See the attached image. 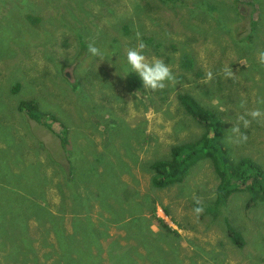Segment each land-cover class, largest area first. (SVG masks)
Here are the masks:
<instances>
[{"label":"rangeland","instance_id":"374dc122","mask_svg":"<svg viewBox=\"0 0 264 264\" xmlns=\"http://www.w3.org/2000/svg\"><path fill=\"white\" fill-rule=\"evenodd\" d=\"M137 32L148 60L162 59L172 69L178 83L173 90L144 89L130 72L126 53L137 46ZM93 40L103 59L88 52ZM261 51L264 0H179L175 5L162 0H0V264H154L160 258L169 264H264V200L254 202L253 192L239 190L216 208L218 213L211 212L219 178L211 159L203 156L182 184L165 188L152 186L147 168L167 158L174 144L202 137L204 126L179 99L191 93L224 120L221 142L231 160L247 158L264 170V117L248 129L241 127L246 143L227 140L239 114L255 108L264 112ZM185 54L192 66L182 63ZM225 68L234 76L226 77ZM23 100H35L40 110L55 114L58 132L67 126L69 155L57 134L18 108ZM214 134L211 130L210 137ZM97 150L103 152L96 155ZM83 154L85 173L90 165L103 173L100 155L122 173L130 195L140 200L142 224L155 237L159 234L153 255L146 254L143 238L142 246L116 226L106 208L122 197L115 186L103 183L101 195L91 197V229L82 228L60 249V225L69 233L74 229L72 214L62 217L58 209L60 191L69 189L67 156L78 165ZM24 161L31 164L20 168ZM197 199L204 207L199 216L193 212ZM72 203L80 207L86 201ZM154 206L179 237L160 226L151 212ZM227 224L242 236V247L231 241ZM136 226L144 229L139 222ZM106 227L109 239L103 236Z\"/></svg>","mask_w":264,"mask_h":264},{"label":"trees","instance_id":"16d2710c","mask_svg":"<svg viewBox=\"0 0 264 264\" xmlns=\"http://www.w3.org/2000/svg\"><path fill=\"white\" fill-rule=\"evenodd\" d=\"M162 1L175 5L179 0ZM215 10L219 11L217 8H215ZM152 39L154 40V37H152ZM172 47L175 48V45L173 44ZM168 60L172 61V59ZM182 63L192 66L193 59L189 56V54H185L182 57ZM175 84L168 83L165 89L161 92L165 93L173 90L176 87ZM179 99L185 111L197 120V122L202 124L205 130L202 137L198 140L195 139L188 142L184 141L174 144L171 147L170 154L167 158L155 159L153 162L148 163V171L152 172V186L155 188H165L177 183L182 184L189 171H192L193 168L191 167L200 159L201 156H203L211 159L214 170L219 178L216 188V206H210L209 210L211 212L218 213L216 208L219 207L221 209V207L225 205L227 198L239 190L253 192L256 197L254 202L264 200V170L260 164H257L253 162V160L247 158H240L236 162L231 160L226 148L223 147L221 142L225 133L224 120L212 111V109L205 107L200 100L191 93H181L179 94ZM18 108L21 110H27L28 115L33 120L46 126L49 130L57 134L60 138L62 149H64L68 155L71 153V147L69 148L68 128L63 124V129H60V132H58L57 127L53 124L58 121V117L55 114L40 110L39 105L35 100H23L20 102ZM211 130L215 132L212 137H210ZM100 152L103 151L97 150L96 155ZM47 156L49 158L51 157L49 154ZM67 159L69 160L71 167L70 171L66 172L65 175H67V177L65 176L64 181L66 186H69V189L67 193L60 191L62 202L60 208L58 209L61 212L62 215L60 216L62 217L67 212L72 214L74 229L71 233H69L60 225V239L62 238L60 249L62 246L66 248L67 245H70V241L72 239L76 240V237L81 235L82 228H86L88 226V229H91V223L89 222V215L93 209L91 197L98 198L101 195V192L99 191H102L103 188L100 183H103L115 186L117 190L120 191L122 197L121 201H118L113 206L106 208V211H109L115 219L114 222L116 226L126 231L128 239L139 240V243L142 246L143 244L141 238H143L146 254L153 255L157 251L154 241L155 239L159 240V234L155 237V231L148 228L145 224H142L145 217L142 213L143 210L140 207V200L135 199L134 196L130 195L131 192L129 190V186L125 184L120 176L122 173L116 172V168L112 161L108 160L103 163L102 155H100L97 158V161L102 163L104 167L103 173L99 174L95 173L93 171L94 169L91 170L92 165H90L89 169L88 167L86 168L88 171L85 173L84 169H82V163L86 162L84 160V154L82 157L80 156L78 158V165L72 161L70 156H67ZM51 160L56 162L52 157ZM25 162L26 161L21 163L20 168ZM30 164L31 163H25V166H29ZM27 168L28 167H26V169ZM72 168H74V170H72ZM91 185L96 186L97 190L95 188L91 189ZM127 195H129V197L126 198ZM143 199L144 198H142V200ZM73 200H83L86 201V203H83L80 207H76L72 203ZM99 206L104 209L103 205L100 204ZM156 208L157 207L154 206L151 212L153 217L158 219L160 226L179 237L180 234L176 229L166 224L163 218L157 217ZM123 209H128L129 212L125 213L123 212ZM138 210L140 212H138ZM127 215H129L128 219ZM61 221L62 220L60 218V224L63 223V221ZM137 222H139L140 226H143L144 229H139L136 226ZM108 229L109 228L106 227L103 235L104 237H107V239L112 237ZM227 231L231 241L237 246L242 247L244 240L237 229L234 226L227 224ZM96 239H99L98 235L96 236ZM117 245L118 243L116 242L113 244V247H117ZM129 249L131 248L122 252H128ZM134 249H136V247H134ZM14 253L21 252L15 251ZM27 258L28 257H25L23 253H21L20 259L23 262H26ZM128 262H130V260ZM132 264L139 263L137 262ZM154 264H169V260L163 261L160 258V260Z\"/></svg>","mask_w":264,"mask_h":264},{"label":"clouds","instance_id":"9594fccd","mask_svg":"<svg viewBox=\"0 0 264 264\" xmlns=\"http://www.w3.org/2000/svg\"><path fill=\"white\" fill-rule=\"evenodd\" d=\"M136 38L138 44L134 48H129L127 50V64L130 67V72L136 73L142 80L144 89H149L152 91L163 90L168 83H175V76L172 69L167 65L162 59L153 57L151 61L144 55V51L147 45L141 39L139 32L136 33ZM88 52L92 56H99L101 59L104 57V52H102L98 47L95 46V41H90L87 45ZM258 59L261 64H264V51L258 53ZM128 69H125V76L130 73ZM224 74L226 77L230 78L234 76L231 68H225ZM206 78L211 80L213 74L211 71L206 73ZM259 103L264 104V99L260 100ZM246 105L245 100H241L240 107L244 108ZM264 117V112L259 108L252 110H246L243 114H239L236 119V123L228 129L229 135L227 140L229 143H246L248 136L245 132L241 131V127L248 129L251 126L253 120H258ZM198 205L193 209V212L199 216L203 213L204 207L200 203L199 199L196 200Z\"/></svg>","mask_w":264,"mask_h":264}]
</instances>
